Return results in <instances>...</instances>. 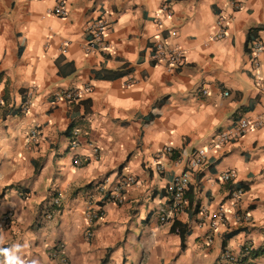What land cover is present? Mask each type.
I'll return each instance as SVG.
<instances>
[{
  "label": "crops",
  "instance_id": "0c3cea01",
  "mask_svg": "<svg viewBox=\"0 0 264 264\" xmlns=\"http://www.w3.org/2000/svg\"><path fill=\"white\" fill-rule=\"evenodd\" d=\"M57 1L0 0V213H14L0 228V264H61L50 255L60 240L67 264H224L225 248L237 264H264V126L214 146L185 209L160 218L167 183L197 148L240 116H264V48L258 65L249 54L255 37L264 43V0H174L172 15L164 0H66L64 16ZM221 13L231 22L214 38ZM98 17L108 21L105 44L88 50L87 23ZM158 43L181 47L183 63L156 62ZM87 84L81 99L57 96ZM228 170L246 188L239 201L220 178ZM124 175L137 179L124 201H101L97 182L113 188ZM91 203L103 210L94 221ZM220 207L228 219L209 235Z\"/></svg>",
  "mask_w": 264,
  "mask_h": 264
},
{
  "label": "built area",
  "instance_id": "2783aa9c",
  "mask_svg": "<svg viewBox=\"0 0 264 264\" xmlns=\"http://www.w3.org/2000/svg\"><path fill=\"white\" fill-rule=\"evenodd\" d=\"M174 0H164L161 9L163 13L167 15L173 14V5ZM235 8L241 6L239 0H232ZM53 12L57 15H67L68 7L66 0H58L53 8ZM231 22V17L226 14H220L216 19V31L214 32V38H222L227 35V30ZM108 28V21L103 17L95 18L87 23V31L89 33L87 48L88 50H95L97 46H102L105 44L106 31ZM264 48V43L259 37H255L250 44L249 54L252 61L258 65L259 55ZM185 52L179 46H169L163 43H158L156 45L155 53L153 58L156 62L164 63L169 69H174L179 67L184 60ZM92 86L87 84L83 87H72L63 89L60 93L57 94L58 97H64L70 101L81 99L86 93H90ZM207 92V90H205ZM226 94H229V91H225ZM35 94V89H29L27 91V98L22 104V109L27 111L31 105V97ZM2 101L0 100V105ZM264 126V116L249 117V116H240L238 117L233 126L229 128L222 129L218 131L210 145L205 147L197 148L190 156L188 166L186 169L180 173L174 174L171 180L167 183V189L172 193V202L170 209L161 215V220H168L171 215L179 210L185 209L187 200L185 198V192L187 191L191 179L194 173L207 162V159L212 155V148L214 146L221 145L222 143L231 140L246 133L247 131ZM29 138L33 142L39 140V130L34 127L29 132ZM78 141L76 138L72 139L71 146L77 147ZM172 147L167 146V150H171ZM94 151L98 152L99 147L94 146ZM234 171L228 170L221 173L220 178L223 181L230 182L232 185L230 187V197L235 201H239L246 192V188L243 185H236L234 183ZM137 179L134 175H124L121 179L114 185L113 188H109L107 180L99 181L96 184V188L101 193V201H116L121 203L124 201L123 189L130 184L136 183ZM55 204L60 203V198L55 196L53 198ZM89 218L91 221H94L100 218L103 215V210L101 207L95 208L92 206V203L89 204ZM207 210L206 208L202 209V213ZM52 212L47 211L45 217H52ZM210 221L208 224V234L211 235L218 231L220 223H223L228 219L226 211L220 207L216 212H209ZM14 218V213L11 209L5 211L1 218L0 226H4L5 223L11 221ZM236 222L241 224L250 223L252 218L249 212H236L234 215ZM87 237L91 238L94 234L93 229H87ZM244 250L249 252L252 249L250 243L244 245ZM52 259H59L61 264H67V247L65 241H58L54 245L53 249L50 251ZM221 258L224 261V264H237L238 256L231 249L225 248L222 252Z\"/></svg>",
  "mask_w": 264,
  "mask_h": 264
},
{
  "label": "rangeland",
  "instance_id": "374dc122",
  "mask_svg": "<svg viewBox=\"0 0 264 264\" xmlns=\"http://www.w3.org/2000/svg\"><path fill=\"white\" fill-rule=\"evenodd\" d=\"M3 213H4V212H1V213H0V222H1V218H2V216H3ZM5 224H6V223H5ZM3 227H4V226H0V228H3ZM4 247H5V246H4ZM66 247H67V246H66ZM67 257H68V253H67Z\"/></svg>",
  "mask_w": 264,
  "mask_h": 264
}]
</instances>
